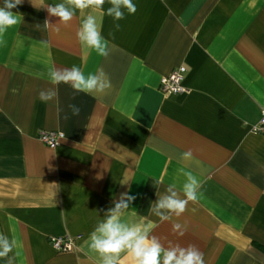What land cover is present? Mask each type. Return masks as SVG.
I'll return each instance as SVG.
<instances>
[{"label": "crops", "instance_id": "0c3cea01", "mask_svg": "<svg viewBox=\"0 0 264 264\" xmlns=\"http://www.w3.org/2000/svg\"><path fill=\"white\" fill-rule=\"evenodd\" d=\"M64 2L23 0L0 45V234L16 241L13 264H101L86 241L123 192L136 198L121 222L150 226L163 246L195 245L205 264H264V136L252 131L264 113V0H132L137 11L119 21L106 0L67 26L46 10ZM89 14L114 46L106 58L77 38ZM73 65L103 68L110 89L49 82L51 69ZM178 67L186 93H160ZM52 87L57 99L41 101ZM39 132L64 138L50 149ZM181 169L201 181L198 199L161 221L150 205L172 184L183 198ZM63 237L73 250L56 253L49 241Z\"/></svg>", "mask_w": 264, "mask_h": 264}, {"label": "clouds", "instance_id": "9594fccd", "mask_svg": "<svg viewBox=\"0 0 264 264\" xmlns=\"http://www.w3.org/2000/svg\"><path fill=\"white\" fill-rule=\"evenodd\" d=\"M105 2L106 0H65L64 3L47 5L46 10L50 16L59 18V24L67 26L73 20L77 10L90 8L104 10ZM107 2L110 7L106 9V14L114 21L124 19L125 10L129 15L137 11L132 0H107ZM22 3L23 0H3V6L0 7V45L6 43L3 36L8 29L23 20L21 14L13 11ZM41 5L44 3L42 2ZM49 25L46 20L45 26ZM119 28L120 25L116 24L115 29L119 30ZM77 38L88 49L105 58L110 55L114 47L103 36L102 24L97 21L95 15L91 14L83 20L77 31ZM48 76L53 86L70 85L76 94L102 95L106 94L111 87L110 79L103 68H97L95 72L85 74L80 67L73 65L70 68H53ZM57 96L56 87L41 90L39 93V99L45 103L56 100ZM68 108L73 116L80 114V108L77 105L69 104ZM181 159L191 161L194 157L189 150L181 153ZM181 171L186 177L182 187L183 198L173 191L175 185L172 184L168 186V195L159 196L156 202L150 205V212L161 221L171 220L173 215L180 217L186 211L188 203L196 202L198 199L201 181L192 171L183 169ZM135 198L128 192L121 193L118 199L113 201L114 207L108 209L103 221L99 222L89 234L87 246L91 252L97 254L101 264H122V253L131 258V264H205L204 254L195 245L165 247L156 235L151 234L150 226L138 224L129 227L121 222V215L129 209ZM180 228V224H173V232L183 236L184 231H180ZM15 246L14 239L0 234V259H7V264H13L9 254L13 253Z\"/></svg>", "mask_w": 264, "mask_h": 264}, {"label": "built area", "instance_id": "2783aa9c", "mask_svg": "<svg viewBox=\"0 0 264 264\" xmlns=\"http://www.w3.org/2000/svg\"><path fill=\"white\" fill-rule=\"evenodd\" d=\"M185 75V68L178 67L172 70L168 75L163 76L159 83V92L164 95H179L186 93L182 82ZM252 131L264 136V113L261 114L258 123L252 128ZM64 135L61 132H39L37 139L43 145L50 149H55L63 140ZM51 248L56 253H69L73 250L74 242L70 237L52 238L49 241Z\"/></svg>", "mask_w": 264, "mask_h": 264}]
</instances>
